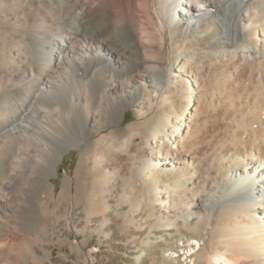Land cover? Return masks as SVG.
Segmentation results:
<instances>
[{
  "label": "bare ground",
  "instance_id": "1",
  "mask_svg": "<svg viewBox=\"0 0 264 264\" xmlns=\"http://www.w3.org/2000/svg\"><path fill=\"white\" fill-rule=\"evenodd\" d=\"M0 22L1 264L51 261L41 231L51 204L77 201L82 169L97 181L145 147L160 215L143 245L173 228L172 264H264V0H0ZM205 80L259 89L236 138H207L172 111L171 86L200 93ZM129 110L135 121L122 127ZM74 149V179L56 195L39 161ZM18 231L29 237L17 242ZM193 240L200 247L188 255Z\"/></svg>",
  "mask_w": 264,
  "mask_h": 264
},
{
  "label": "rangeland",
  "instance_id": "2",
  "mask_svg": "<svg viewBox=\"0 0 264 264\" xmlns=\"http://www.w3.org/2000/svg\"><path fill=\"white\" fill-rule=\"evenodd\" d=\"M0 25L1 29V27H3L4 25L1 22ZM196 66H198V63L196 64ZM204 74L207 75V72H205ZM204 74L202 73V75L205 77ZM205 78H208V75ZM203 84L205 85V87L199 90L200 93H197L192 89H189L188 92L177 91L178 86H171V88L167 90V94L171 96L172 111L174 113L176 112L175 115L176 117L178 116L177 118L179 119H182V117H184V119H188L191 117V129L194 131H196L197 129L198 131V128H200V131H198V133L207 136V138L216 137V134L219 136L220 134L222 136H227L226 138H233L234 136V138H236L237 136H239V134L242 133H240V131L244 129L241 128V130L240 128H238L243 126H238L239 123L237 122H239L243 118H246L247 115H249L250 111L252 112L254 110V105L252 103L253 101L258 102L257 98H259V89H256L255 87L233 86L229 83L226 84V82L222 84L218 83L216 85V83H213L212 81L206 83V80ZM234 87L235 89H233ZM248 89H250L252 92L256 91L257 93H251V91ZM231 90L234 95L233 97L236 98L234 99L235 102L237 101L238 103H235L233 101V97L230 94ZM228 93L230 96L228 95ZM254 97L255 99H253ZM227 99L229 102L230 100H232L233 103H229ZM240 99L243 100L242 102L240 101L242 104L239 102ZM250 99L253 101H251ZM227 103L230 105H234L229 106ZM243 104L244 106H242ZM240 105L242 106L241 108L239 107ZM251 107H253V110ZM235 109L236 111L238 110V112H236ZM245 110H248V114L247 112H244ZM233 111L235 114H233ZM244 113H246V115ZM215 120H217L218 122L216 121V123ZM133 121H135L134 114L131 110H129L125 113L124 119L122 120L120 125L122 127H125ZM221 121L226 122L227 124L225 123L223 124V126L221 124ZM234 123H236V126ZM229 125L232 128H230ZM212 126L213 128H211ZM219 127L220 129L218 130ZM236 127L237 130L235 129ZM210 129L213 131H211ZM234 130L237 131L235 132L238 133L237 135L234 134ZM201 131L205 132L202 133ZM217 132L220 133L218 134ZM229 132H233L232 135ZM210 133H214L212 134L213 136H211ZM161 141H166V138L161 137ZM115 147L118 148L117 144L114 145V148ZM117 148L106 150L108 151V156L114 157L115 155L120 154L119 151H117ZM145 150V153L140 152V154L139 151H130L132 154L135 153L134 155L128 153L131 158L135 159H133V164L136 163L135 165H132V161L129 162L130 160L128 159L131 158L128 155H122L124 159L122 158L121 161H114V163L116 164L107 169L108 174L106 173V175L108 178L102 174H98V179H101V177L103 176L102 178H104L105 180L99 179V181L97 179L96 181L95 173L92 168L88 167L89 170L87 168L85 170L82 169V171L84 170L83 173L82 171H80L77 177V180H79L78 182L81 185V192L77 201L74 202L68 199H64L63 201H60L61 203L56 201V204H51L50 209L45 215V220H47L48 226L45 230L41 228L42 232L46 231L45 236L49 241V244L46 247L51 252V261L47 262L46 264H172L169 260L172 254L170 255V252L168 251L164 252V248H166L165 246L170 243L168 242V240L172 239V236H174L175 229H170V232H168L170 234L166 233V231H154V234L151 236V242L157 243L153 244L151 247L145 246L142 243L143 241L141 242V240H145V234H147V231L150 230L149 228L152 226L153 222L156 221L157 216L160 215V213L158 212L160 210L155 205V198L153 195L154 193L152 192L154 179H157L156 177L158 176L156 174L148 176L146 172H144V164L147 161V155L150 152V148L145 147ZM98 151H100V148ZM62 156L63 157L60 160L58 152L47 154L46 156H44V158H42L41 161H39V167L37 169V171L43 174V176L48 179L53 185V189L56 195L58 194L62 181L65 177L74 179L75 168L79 161L80 153L77 149H74L67 151ZM53 164L57 165L56 174H53L52 172ZM112 175H114L115 178ZM137 177L139 178L137 179ZM84 181L86 184H84ZM95 181L96 185L94 184ZM102 193H104V195H101ZM101 196L102 198H100ZM104 196H106V198H109L110 196V200L108 199L110 210L108 209L107 212H104L103 208H105V206H103V201L100 200H103V198H105ZM80 197H82V200L80 199ZM101 202L103 205L101 204ZM57 209H59L60 212H58L59 210ZM67 213L69 214V218L72 217V224L69 228L66 226L64 219V214ZM49 214L51 215L49 216ZM88 219H90L91 223L87 222ZM104 221H106V223ZM103 224L106 226H103ZM139 227H142L143 229L140 230ZM18 233V235H15V239L18 240L17 242L25 240L28 236L21 231H18ZM31 237H34V234ZM199 247L200 244L197 241L193 240L190 243V250L187 254H193L196 250L199 249ZM35 248L37 249L36 246ZM1 258H5V255H1ZM14 263L17 264L16 262ZM26 263L31 264L30 259H27L23 263L19 264Z\"/></svg>",
  "mask_w": 264,
  "mask_h": 264
}]
</instances>
